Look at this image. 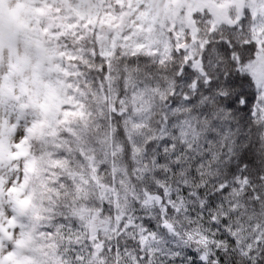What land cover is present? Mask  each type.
Masks as SVG:
<instances>
[{
    "label": "snow or ice",
    "instance_id": "6c2138e0",
    "mask_svg": "<svg viewBox=\"0 0 264 264\" xmlns=\"http://www.w3.org/2000/svg\"><path fill=\"white\" fill-rule=\"evenodd\" d=\"M0 264H264V0H0Z\"/></svg>",
    "mask_w": 264,
    "mask_h": 264
}]
</instances>
